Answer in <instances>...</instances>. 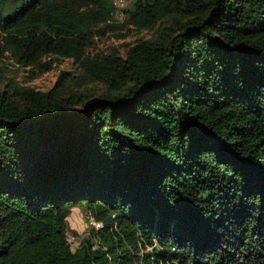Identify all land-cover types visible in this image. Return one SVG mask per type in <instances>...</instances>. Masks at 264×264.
<instances>
[{"label": "trees", "instance_id": "16d2710c", "mask_svg": "<svg viewBox=\"0 0 264 264\" xmlns=\"http://www.w3.org/2000/svg\"><path fill=\"white\" fill-rule=\"evenodd\" d=\"M114 12L0 0V264H264V0ZM105 32L147 37L90 54ZM62 59L46 91L1 74Z\"/></svg>", "mask_w": 264, "mask_h": 264}, {"label": "rangeland", "instance_id": "374dc122", "mask_svg": "<svg viewBox=\"0 0 264 264\" xmlns=\"http://www.w3.org/2000/svg\"><path fill=\"white\" fill-rule=\"evenodd\" d=\"M109 1L115 10L112 23L122 24L123 16L120 17L119 13L123 8L128 6L130 0H109ZM115 35H116L115 33H109V32H105L102 35L100 34L95 35V37H93L92 45L89 49V53L90 54L108 53L113 49L119 48L122 44L131 43L137 40L138 38L147 37L145 33L135 34L134 32H128L127 38H125L124 40H119L115 38ZM6 62H8L10 66L9 65L7 66L8 69L7 72L1 71L2 75L9 76L17 83L28 86L38 91L48 90L52 86L59 71H70L72 68L71 62L69 60L62 59L59 60L56 64H54L51 70H49L48 72L40 74L35 78L32 77L30 78V74L27 72V69L18 68L16 67V65L11 63V61H6ZM86 216L87 214L83 213V208L77 206L71 209L70 215L67 218L68 228L74 230L79 238L85 237L86 234V228L88 225ZM66 236H72V235L67 234ZM74 238L79 240V238L77 237Z\"/></svg>", "mask_w": 264, "mask_h": 264}, {"label": "built area", "instance_id": "2783aa9c", "mask_svg": "<svg viewBox=\"0 0 264 264\" xmlns=\"http://www.w3.org/2000/svg\"><path fill=\"white\" fill-rule=\"evenodd\" d=\"M119 16L120 17L123 16L122 12L119 13ZM86 219L88 225L94 227L95 229L101 228V225L98 222H96L93 218H91L89 215L86 216ZM66 241L73 248H76L79 243L78 240L72 236H66Z\"/></svg>", "mask_w": 264, "mask_h": 264}]
</instances>
